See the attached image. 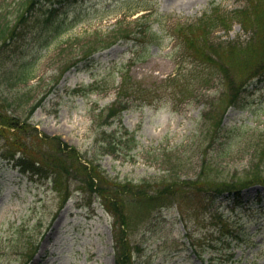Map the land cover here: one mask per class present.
<instances>
[{
	"label": "rangeland",
	"instance_id": "obj_1",
	"mask_svg": "<svg viewBox=\"0 0 264 264\" xmlns=\"http://www.w3.org/2000/svg\"><path fill=\"white\" fill-rule=\"evenodd\" d=\"M244 3L74 0L58 12L80 20L58 36L44 28L45 8L38 4L35 15L17 26L16 40L0 50V93L11 101L6 108L36 126L40 134L59 135L84 157L96 159L114 180H149L158 189L162 178L173 173L167 155L180 158L181 179L195 178L203 158L209 176L217 180L244 177L254 168L264 172V82L250 86L240 103L228 108L219 138L210 142V122L202 114L212 99L219 104L226 88L214 76L198 82L193 95L184 94L178 78L192 77L197 64L171 34L179 22H194L212 6L233 10ZM27 5L26 0H0V16L15 26ZM137 22L150 25L159 36L147 32L118 39L63 73L81 56V45L97 38L113 40L119 23L132 31ZM231 24L229 29L217 28L215 38L249 36L238 21ZM41 35L51 39L48 47L38 44ZM39 52L34 79L4 80L3 71L12 64L9 56L33 60L27 56ZM124 76L131 85L126 93L130 107L112 125L103 126ZM38 100L40 106L30 115L29 108ZM118 129L134 131L136 147L117 154L105 152L100 144L102 130ZM43 142L37 147L50 149L53 143L50 138ZM81 186L78 179L70 180L72 195L63 204L52 181L34 180L19 166L0 160V264H26L32 244L38 249L28 264H114L113 216ZM186 198L182 207L180 195L179 200H164L150 208L129 205L132 264H204L198 250L206 259L215 257L218 264H264V186L244 189L241 202L227 194L214 203L194 192Z\"/></svg>",
	"mask_w": 264,
	"mask_h": 264
},
{
	"label": "trees",
	"instance_id": "obj_2",
	"mask_svg": "<svg viewBox=\"0 0 264 264\" xmlns=\"http://www.w3.org/2000/svg\"><path fill=\"white\" fill-rule=\"evenodd\" d=\"M69 1L74 0H26L28 5L18 14L15 26L11 21L2 19L0 16V50L10 45L13 39L16 40L17 26L35 15L38 4L45 8L42 22L49 34L58 36L70 29L80 19L78 17L69 19L67 15L58 12L60 7ZM137 21H139L138 18ZM234 21H238L245 32L249 33L247 38L232 40L215 38L213 33L217 28L229 29ZM147 32L159 36L158 31H152L151 26L144 22H137L132 31L119 23L116 28L117 35H114L113 40L97 38L91 43L81 45V56L74 59L63 73L87 60L97 51L110 47L118 39H130L138 34L143 36ZM174 34L183 45L185 54L191 56L192 62L197 64L195 66L197 71L192 74V77L184 75L178 78V84L182 85L183 93L193 95L195 88L199 86L198 82L206 83L214 76L221 78L226 88L222 92L219 104L212 99L209 108L202 114L206 123L210 122L211 135L208 139L213 142L219 138L224 128V115L228 108L238 105L243 92L250 86L264 82V0H245L244 5L233 10L212 6L196 21L179 23ZM50 41L51 39L44 35L38 37L39 45L48 47ZM37 56H40V52L36 57L27 56L34 58L33 60L9 56L12 64L4 69V80L7 83H27L34 79L36 77L34 62L39 58ZM129 83L128 78L124 76L119 85L118 96L109 107L103 126L112 125L122 112L130 107L126 94L131 86ZM199 96L200 94L195 97ZM0 97L2 98L0 101V160L19 166L23 174L34 180L47 178L52 181L55 190L63 198V204H66L72 195L69 189V182L72 179H78L82 183L80 187L82 191L98 197L104 208L113 216L115 264H132L134 247L128 233L133 222L129 212L131 203H135L139 208H150L164 200L165 203L179 200L180 195V207H182V204L188 201L187 194L191 192L198 197L203 195L210 203L216 202L219 197L226 194L235 202H241L244 189L257 184L264 186V172L255 168L246 172L244 177L231 180L214 179L209 176V164L204 158L195 178L181 179L178 173L180 158L173 160L168 155L165 161L172 164L169 169L173 173L162 178L160 183L162 187L158 189L152 188L149 180L141 183L114 180L96 159L84 157L76 147L64 141L61 136L40 134L32 123L11 113L9 108H6L11 102L9 97L5 93H0ZM40 104V100L32 104L29 114H33ZM101 134L100 144L105 152L110 154H117L122 149L130 151L138 143L135 132L128 129L123 131L118 129L110 133L102 130ZM46 138L53 141L50 149L38 148L37 144L43 145V140ZM258 200L261 201L262 198ZM244 232L245 230L239 231L236 236ZM30 249L26 264L34 258L38 247L32 244ZM197 253L204 264H218L215 257L206 259L203 251L198 250Z\"/></svg>",
	"mask_w": 264,
	"mask_h": 264
}]
</instances>
